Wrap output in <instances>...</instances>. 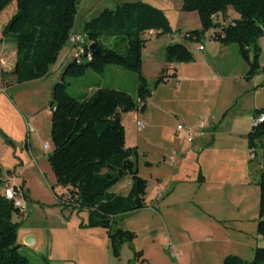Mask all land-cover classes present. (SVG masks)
Returning a JSON list of instances; mask_svg holds the SVG:
<instances>
[{
  "label": "rangeland",
  "instance_id": "rangeland-1",
  "mask_svg": "<svg viewBox=\"0 0 264 264\" xmlns=\"http://www.w3.org/2000/svg\"><path fill=\"white\" fill-rule=\"evenodd\" d=\"M124 1L136 0H80L72 41L65 46L58 62H64V65L60 71L56 66L46 79L17 84L10 74L4 78L2 74L10 73L9 69L13 68L16 44L12 39L0 44V165L4 173L16 175V183L25 194V213L13 218L19 223L17 233L18 242L22 243L21 252L32 264H223L228 255L251 261L257 247H264V238L257 230L264 154L261 148L256 152L249 148L247 134L233 137L223 132L209 147L203 138L201 148H190L175 167L159 165L143 147L138 168L140 176L150 182L145 197L149 205L157 196L159 200L154 209L124 215L117 220L115 229L136 233L131 243L123 244L119 257L113 254L106 228L94 231L97 227L87 226V210L80 211L65 204L70 198L69 187L57 182L48 160V154L53 150L51 86L62 80L63 69L70 59L65 55L70 52L72 57L74 46L82 40L84 21L103 8H113ZM144 1L163 9L173 28V33L162 36L144 35L147 40L154 36L147 45L154 48L143 57L146 78L153 87L160 74L158 62L164 59L165 46L179 41L192 46L193 41L185 35L201 29L202 23L197 11L182 10V0ZM16 10L15 0L0 14L1 23ZM226 15L230 19L239 17L232 6L227 8ZM225 18V14L215 17L219 23ZM102 41L108 47L120 50L115 39L103 37ZM261 41L264 45V38ZM232 47L237 52L236 58L231 57V65L240 71L246 62L238 53V45L232 44ZM261 61L264 62V53ZM172 79L168 84L163 83L166 86L161 90L167 103L158 98L150 105L154 120L145 130V133L151 132L147 137L150 139L148 148L149 144L176 128L177 123L184 122V102L180 96H173ZM67 81L69 92L75 96L88 95L90 88L98 86L128 92L136 89L135 82L138 87L137 73L118 65H108L104 74L88 70L83 76L68 77ZM242 84L230 79L217 88L210 103V116L217 114L220 118L226 109L230 115H237L246 100V97L235 96ZM261 96L264 98V89ZM157 101L159 107L154 105ZM206 118L210 124L213 122L211 117L208 119L206 115ZM222 125H226V120ZM249 125L247 122L243 128ZM207 148L208 152L203 155ZM146 159L154 162L153 167L145 165ZM167 172L173 176L159 192L156 177ZM29 235L35 238L31 245L25 243ZM168 244L174 248L167 247ZM142 250L145 259L141 258L143 253H136Z\"/></svg>",
  "mask_w": 264,
  "mask_h": 264
},
{
  "label": "trees",
  "instance_id": "trees-1",
  "mask_svg": "<svg viewBox=\"0 0 264 264\" xmlns=\"http://www.w3.org/2000/svg\"><path fill=\"white\" fill-rule=\"evenodd\" d=\"M15 0H0V14ZM17 10L4 26L2 40L12 39L16 44V64L8 74L17 84H23L48 76L68 45L75 27L80 0H16ZM229 6L239 14L226 24L216 21L218 14H225ZM182 10L197 11L202 28L186 33L185 37L199 42L213 31L214 40L225 44H237L239 55L248 64L245 78L252 79L263 67L261 56L264 38V0H182ZM153 30L156 36L173 33L166 12L144 0L124 1L113 8L105 7L95 16L84 21V36L79 42L89 50L94 43L99 54L92 53L81 62L71 58L63 69L62 80L51 89V137L53 150L48 160L59 184L69 187L70 198L65 202L78 210H87V226L108 230L113 254L120 256L124 243H131L136 233L114 228L120 216L140 211L148 205L145 196L148 181L140 176L139 152L126 144V129L122 114L134 110L144 111L153 90L164 82L163 70L153 87L143 73V49L145 34ZM113 38L117 47H108L102 38ZM167 62L189 63L194 53L183 42H172L164 49ZM108 65H118L138 75L137 95L122 89L98 86L84 96H75L68 90V77H80L92 70L104 74ZM264 107L255 111V123L247 133L249 148L264 154ZM4 173L0 165V175ZM129 176L131 189L123 195L111 192V188ZM0 177V264H32L21 252L18 242V225L15 215H24L15 201L3 191ZM259 222L257 230L264 238V167L259 182ZM137 255L143 252H136ZM223 264H264V247H257L251 261L237 255H228Z\"/></svg>",
  "mask_w": 264,
  "mask_h": 264
},
{
  "label": "crops",
  "instance_id": "crops-1",
  "mask_svg": "<svg viewBox=\"0 0 264 264\" xmlns=\"http://www.w3.org/2000/svg\"><path fill=\"white\" fill-rule=\"evenodd\" d=\"M13 15L14 14H12V16ZM12 16L11 15L6 16V18L4 19V21H6L5 23L4 21L1 23V20H2V17H1L0 36H1L4 26L7 24V22L10 20ZM235 18L237 17L230 19L229 16L227 15V17L225 18L226 20L222 21V24H226ZM213 31H214L213 29L208 31L199 42L193 41L192 46H188L189 49L195 55L194 61L189 62V63H175V62H167L165 61V59H163V61L158 62L160 74H158V76L156 77H159L163 70H166L165 72L166 75H173V74L175 75L172 79L173 96L174 97L180 96L181 102L182 101L184 102L183 108H185V111H186L184 122L177 123V126L179 124H184L185 126L194 129L196 134H195L193 141L190 142V141L184 140L183 141L184 150L183 152L180 153V149L182 147V143H181L182 133L181 132L178 133L177 126H176V128H174L169 134H166V136L164 135V138L160 137L159 140L157 139L154 143L149 144L150 145L149 148L147 147V144H148L147 141L150 140L147 137L151 135V132L148 131L147 133H145V130L148 127L153 125V120H154V117L150 109L151 108L150 105L153 104V101L155 99L157 100L160 99V100H163L161 102L167 103L166 100L168 99L164 100L161 90L162 88H164V86H166L163 83L168 84L172 78L171 77L169 78L167 82L164 81L163 83H161L158 87H156L153 90L152 96L148 99L147 106L144 111L134 110V111L122 114V122L126 129V144L129 147H136L138 149L139 158L141 156V149L145 147L144 151H146L148 155L153 156L156 160V163H158L159 165L160 164H166V165L171 164L172 166L175 167L177 163L179 162V160L183 158L184 154L188 153L190 148H193V147H198L199 149L201 148L200 144L203 138H206L205 141L207 143V147H209V145H213L215 137H217L219 134L223 132H227L229 136H233V137L235 136L244 137L249 132L252 125L255 123V111L257 109L264 107L262 106L264 104V98H262L261 96V92L264 89V62L260 60L261 66L263 67V69L257 75H255L252 79L247 80L245 76L249 69L248 64L246 63V66L242 67L240 71L235 66H232L230 60H231L232 55L235 57L237 49L235 47H232V44L225 45V44H222L214 40V38L212 37ZM154 36L149 37L148 40ZM148 40L146 42L145 48L143 49V57L145 53H149L150 50L154 48V46H150V47L147 46ZM3 42L4 40H2L1 43ZM199 45H203L204 49L200 50L198 48ZM261 45H262L263 53H264V45L262 44V41H261ZM14 48H15V52H14L13 68L15 67V64H16V47ZM63 51L64 50H62L60 56L62 55ZM65 56L66 57L68 56L70 58L68 62L71 61L70 52L68 53V55H65ZM58 62H59V59L52 66L50 73L54 71L56 66H58L56 68L57 71L61 70V67L64 65L63 64L64 62L60 64ZM13 68L9 70L12 71ZM61 73L62 71L59 72V75ZM143 73L145 74V76L147 75L144 70V59H143ZM48 76L41 78V79H46L48 78ZM230 79L243 83L241 89L237 92L235 91L236 97H242V98L246 97V100L244 101V105L242 109L237 111L238 113L237 115L235 114L230 115L228 111L229 109L228 110L226 109L223 112L222 116H220V118H217L218 117L216 116L217 114H215L214 116L213 115L210 116L209 114L210 113V103H211L212 97L216 93L217 88H220L223 83L227 82ZM135 85H136V89L134 91L129 90V92L134 96L137 95V82H135ZM51 89H52V86H51ZM90 90H91V93H93L96 90V88H90ZM171 100L172 99H169V101ZM154 105L159 107L160 103L157 101V104L154 103ZM50 113H51V110H50ZM206 115L208 119H210V117L212 118L213 122L211 124L207 121ZM51 116H52V113H51ZM202 118L206 120V125L203 128H201L199 125ZM138 119H142L145 121L146 125L143 129H138L137 123H136ZM225 120H226V125L223 126L222 122L223 121L225 122ZM247 122H250V125L247 128H243V126H245ZM130 131H134V133L131 134ZM207 152H208V148L204 150L203 155L206 154ZM176 153L179 154V158L178 160H176L175 165H173L172 156L175 155ZM143 155H146V154H143ZM144 163L148 167H153L154 165V162L148 159H146ZM172 176H173L172 174L169 175L167 172L166 175L162 174L156 177L157 184H159V192L160 190L164 188V184L169 181V180L167 181V179H171ZM146 180L148 181V179ZM203 183H206V182L204 181ZM203 183H201V185H203ZM149 185H150V182L148 181V187ZM130 189H131V180H130V177L127 176L121 181H119L117 184H115L111 188L110 191L126 195L130 191ZM147 193H148V188H147ZM158 197L159 196H157V199L155 197L156 200H153L152 203H150V205H149V202L147 201V198L145 197V200L148 206L140 211H143L148 208H151V209L156 208L155 202L159 200ZM74 212L75 211H73V213ZM135 212H139V211H135ZM135 212L127 213L125 214V216L135 213ZM71 216H72V213L70 214L69 217ZM123 216L124 215L120 216V218ZM101 230L102 229L100 227H97L95 228L94 231L100 232ZM142 252H143V255L141 258L145 259L144 251L142 250Z\"/></svg>",
  "mask_w": 264,
  "mask_h": 264
},
{
  "label": "built area",
  "instance_id": "built-area-1",
  "mask_svg": "<svg viewBox=\"0 0 264 264\" xmlns=\"http://www.w3.org/2000/svg\"><path fill=\"white\" fill-rule=\"evenodd\" d=\"M149 33L154 34V31L151 30L149 31ZM72 41V36L69 40V42ZM200 50L204 49L203 45H199L198 47ZM86 57L88 60L92 59V52L90 50H87L86 47L82 44H77L74 46V49L72 51V59L76 60L77 62H81L83 60V58ZM169 80L168 77L165 78V82H167ZM264 120V114L259 115V117L257 118V122L263 121ZM137 127L138 129H143L146 125L145 121L142 119H138L137 120ZM200 127L203 128L206 125V120L203 118L200 123H199ZM177 131L178 133L181 132V143H182V147L180 149V153L183 152V141L187 140V141H193L194 137H195V130L185 126L184 124H179L177 126ZM46 147H48L46 145ZM179 158V154L176 153L175 155L172 156V164L175 165L176 160H178ZM0 177L4 180V186H3V191L4 194L7 196V198L12 199L15 201V204L17 207L21 208L22 210H24L25 206H26V200L24 198V190L23 188L18 185L16 183V175L13 173L8 174H3L2 176L0 175ZM167 247L169 248H174L171 244H168ZM175 250V249H174ZM175 255L178 256V252L175 251Z\"/></svg>",
  "mask_w": 264,
  "mask_h": 264
},
{
  "label": "water",
  "instance_id": "water-1",
  "mask_svg": "<svg viewBox=\"0 0 264 264\" xmlns=\"http://www.w3.org/2000/svg\"><path fill=\"white\" fill-rule=\"evenodd\" d=\"M89 50L93 54H96V55L100 53L98 47L94 43L89 45ZM9 174H10V172L8 173V175ZM34 241H35V238L32 235L27 236L26 239H25V243L30 244V245L33 244Z\"/></svg>",
  "mask_w": 264,
  "mask_h": 264
}]
</instances>
